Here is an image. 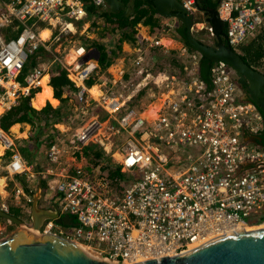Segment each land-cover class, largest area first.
I'll use <instances>...</instances> for the list:
<instances>
[{
	"label": "built area",
	"instance_id": "2783aa9c",
	"mask_svg": "<svg viewBox=\"0 0 264 264\" xmlns=\"http://www.w3.org/2000/svg\"><path fill=\"white\" fill-rule=\"evenodd\" d=\"M91 1L105 5L104 0ZM179 1L194 14L193 25L205 27L214 38L210 24L196 20L197 11L204 13L198 0ZM216 3L226 42L234 50L264 29V0ZM79 21L87 22L83 0H0V114L36 89L34 97L43 76L49 77L50 65L58 62L75 86L76 110L84 119L71 133L59 129L60 136L44 151L47 165L42 168L28 162L0 128V169L6 170L0 175V210L10 209L8 180L15 183L14 204L25 209L31 200L16 176L43 178L59 214L73 217L76 224L64 229L46 219L35 233L72 239L122 264L159 261L240 226L264 225V217L258 223L248 221L264 212V149L257 139L264 118L238 89L231 67L213 62L207 83L200 76L198 56L191 54L180 77L169 70L153 72L138 39L128 55L134 68L130 86L134 92L147 86L159 89L139 111L125 106L132 94L122 97L112 88L103 90L100 83L95 84L99 96L92 93L94 85L87 81L98 67L94 47L72 43L61 55L64 37ZM44 28L50 32L46 37L41 36ZM142 37L147 47L160 44V39L149 40L150 32ZM48 55L51 62L45 64ZM25 66L29 70L23 74ZM116 72L113 83L122 81L123 68ZM92 101L106 112L105 118L88 115ZM89 144L110 155L122 179H109L113 168L84 166L75 152L82 155ZM7 150L11 153L5 158ZM23 222L31 229V223ZM6 229L0 224V238Z\"/></svg>",
	"mask_w": 264,
	"mask_h": 264
},
{
	"label": "trees",
	"instance_id": "16d2710c",
	"mask_svg": "<svg viewBox=\"0 0 264 264\" xmlns=\"http://www.w3.org/2000/svg\"><path fill=\"white\" fill-rule=\"evenodd\" d=\"M83 1L86 11V20L89 21L87 30L88 32L97 33L99 35L96 39L88 40V38H86L88 41L86 45L94 47L98 52V67L87 81L88 85H94L92 89H97L95 84L105 81L108 85L107 88H112L116 93L122 95V97L132 94L129 100L125 102V106L135 107L139 111L156 98L159 89L155 86L151 88L147 86L136 92L133 91V88L130 86V80L134 76V68L130 66L129 61H127L128 66L123 73L121 82L113 83L112 77L108 73V68L114 64L118 57L124 54L122 50L123 43L126 42L134 45L138 39L141 40L139 47L144 51V61L152 63L151 71L169 70L173 75L180 77L190 55L196 54L198 56L200 76L204 81L210 83L212 62L201 56L187 42L185 27L180 20H178L179 24L171 29L168 24L163 22L166 20V17L158 14L151 6L150 1L134 0V13L128 17H122L121 12L108 14L106 8L96 6L91 0ZM124 2L127 4L129 0H124ZM197 6L201 11H206L209 9H216L217 3L216 0H198ZM82 23L83 21H79L78 28H81ZM15 24V21H13L12 26ZM138 24L149 27L150 41L158 40L163 36H171L173 39L181 42L182 48L179 50L165 49V47L160 44H152L147 47L148 41H145L138 31ZM5 31L7 37L12 35V33H10L11 29L6 28ZM84 38L85 37H82V39ZM199 40L207 43V41L201 38H199ZM213 40L215 41V38H213ZM237 49L238 51H236L249 66L264 73V29L255 34L252 40L245 44H241ZM28 70L29 66H25L23 74L28 72ZM48 74L49 78L47 75V79L44 81V87L48 91L49 96L44 97V102L49 100L53 103V99H55L62 103L61 106L58 101L59 107L57 106V108L51 106L49 102L40 109L34 108L30 102L34 92L37 91L34 89L29 96L22 98L17 106L0 114V128L5 132H8L16 123H25L30 126V133L26 140H23L25 144L18 146V149L22 156L28 162L32 163L36 162V160L33 159L34 157H32L33 153H35L34 151H37L40 147L46 149L58 136H60L61 133L59 128L56 127L57 124L66 125L70 129L67 133H71L84 122L81 115L79 119H74V116L78 113L76 110L78 106L75 98V86L67 77L66 70L58 62H53L49 67ZM48 80L50 86L47 85ZM51 93L53 99L51 98ZM87 113L89 115L96 114L100 119L106 117V112L94 101L87 107ZM258 143L264 149V129L258 136ZM10 153L11 150H7L5 158H7ZM75 155L79 159L81 156L83 157L84 166L88 170L94 168L105 171L108 168H113L108 176L112 182H117L119 179H122L124 175L120 172V167L115 164L110 155L106 153L103 148L94 144L85 146L82 150V155L78 152H75ZM5 173L6 170L0 169V175H4ZM16 181L26 188L27 184L23 176H16ZM10 184H13L12 180ZM15 208L16 207L11 204L9 212L15 216H19L21 209ZM263 217L264 212L258 216L248 218V221L251 223H258Z\"/></svg>",
	"mask_w": 264,
	"mask_h": 264
},
{
	"label": "water",
	"instance_id": "95a60500",
	"mask_svg": "<svg viewBox=\"0 0 264 264\" xmlns=\"http://www.w3.org/2000/svg\"><path fill=\"white\" fill-rule=\"evenodd\" d=\"M144 1H150L161 16L180 20L185 27L187 42L201 56L212 63H227L235 73L238 85L246 91V100L252 101L264 114V73L249 66L227 44L224 22L218 17L216 9L203 11L215 37L210 44L193 34L194 14L188 12L179 0ZM104 3L108 14L121 12L122 17H128L134 13V0H129L127 4L124 0H104ZM34 209L36 213L31 229L24 227L21 218L0 210V218L16 224L11 233L0 238V264H122L104 258L72 239L54 233L36 234L33 230H40L46 219L67 226L76 222L73 217L60 215L58 211H45V216L41 217L37 215L36 206ZM130 264H264V227L219 234L159 261L143 259Z\"/></svg>",
	"mask_w": 264,
	"mask_h": 264
},
{
	"label": "rangeland",
	"instance_id": "374dc122",
	"mask_svg": "<svg viewBox=\"0 0 264 264\" xmlns=\"http://www.w3.org/2000/svg\"><path fill=\"white\" fill-rule=\"evenodd\" d=\"M102 7H104L105 8V5H103ZM195 15H196V20H199V19H201V20H203V22H206L205 21V17H206V15L204 14V13H199V11H197L196 13H195ZM163 22H165V24H168L170 27H171V29H173L175 26H177L178 24H179V21H178V19H175V18H170V17H166V20H164ZM206 24V23H205ZM88 26H89V21H87V22H83L82 23V26H81V28H76V30L74 31V32H71L70 34H68V35H66L65 37H64V40H63V42H62V50H61V55H63L64 54V52H65V50H66V48L67 47H69L70 46V44H72V43H81L82 41V43L84 44H88V41L86 40V38H88V40L89 39H96V38H98V34L97 33H92V32H88V30H87V28H88ZM201 26L200 25H193V34L195 35V36H197L198 38H201V39H203V40H205V41H207V43H213L214 42V40H213V38L207 33V31H206V29H205V27H203V28H200ZM137 29H138V31L141 33V34H144L145 36H147V34L149 35V27L148 26H144V25H142V24H138L137 25ZM82 37H85L84 39H82ZM163 37H166V38H168L169 40L168 41H170L168 44H166V43H164L163 41H161V38H163ZM163 37H161L160 38V44L162 45V46H164L165 47V49H174V50H179L181 47H182V44H181V42H179V41H177L176 39H173L171 36H163ZM215 38V37H214ZM250 40H252V38H250L247 42H249ZM162 42V43H161ZM246 42V43H247ZM124 43H126V42H124ZM123 43V44H124ZM69 46H68V45ZM129 44V43H128ZM243 44H245V43H243ZM131 46H132V44H130ZM92 47V46H91ZM133 47H136L135 46V44L133 45ZM122 50H123V45H122ZM126 50V49H125ZM235 50H237L238 51V49L237 48H235ZM126 53H124L123 54V57H124V55H125ZM32 56V55H31ZM121 57V56H120ZM120 57H118V58H120ZM127 61H128V56H127V58H124V60H123V62H124V66L122 67L123 68V71L125 72V70L127 69ZM43 62L45 63V64H50V62H51V55H48L47 56V58H45L44 60H43ZM115 63H119L118 62V60L116 59L115 60V62H114V64ZM113 64V65H114ZM119 65V64H118ZM117 69V68H116ZM116 69L115 68H113L112 66H110L109 68H108V73L111 75V77H112V81H113V78L114 79H117L118 78V75H117V72H116ZM47 85H49L50 86V84H49V82L47 83ZM100 85L102 86V89L103 90H107V84H106V82L105 81H102L101 83H100ZM51 98H52V93H51ZM54 100V102H53V104H51V101H49V100H47V102H49L50 103V105L51 106H53V107H56L57 108V106L59 107V102L57 101V100H55V99H53ZM62 105V103L60 102V106ZM44 106V105H43ZM42 108V107H41ZM80 115L81 116H83L82 114H80V113H76V115L74 116V119H79V117H80ZM89 115V114H88ZM69 126V125H68ZM56 127H58L59 128V126H58V124L56 125ZM60 129V128H59ZM18 132L17 133H15V132H12V130H10L9 129V131H8V133H9V135H11L12 136V139L14 140V143H15V145L18 147V146H21V145H24L25 144V142L23 141L24 139L26 140V137H27V135H29V126L27 127V126H25V125H21V126H18V130H17ZM70 131V129L68 128H66V132H69ZM25 133L27 134V135H25ZM23 134H24V136H23ZM44 151H45V149H43V148H39V149H37V151H34L35 153H33V155H32V157H34L33 159H35L36 160V163L38 164V166H40L41 164H43L44 163ZM179 152H181V153H184V150L183 149H180L179 150ZM1 164H2V162H1ZM84 164V163H83ZM10 182H11V180H8V190H9V195H8V198H7V201H8V203L11 205L12 204V206H14V207H16V208H20L22 211H26L27 212V214L26 213H24V212H22L21 211V213H20V215L19 216H17V217H19V218H21L23 221H25L27 224L28 223H31L30 222V204H31V202L29 203V204H26L25 205V209H23L22 207H20L19 205H15L14 204V202H13V199H12V194H11V191L13 190V188H14V186H15V183L13 182V184H10ZM15 208V209H16ZM0 224H2V225H4L6 228H7V232H8V230H12L14 227H15V225L16 224H14L13 222H11V221H9V220H7V219H4V218H0ZM29 225V224H28ZM61 227H63V228H65L66 226H64V225H60ZM7 232H5V234L7 233ZM4 234V235H5ZM4 235H2V236H4ZM90 249V248H89ZM90 250H92V251H94L93 249H90ZM96 252V251H95ZM97 253V252H96Z\"/></svg>",
	"mask_w": 264,
	"mask_h": 264
},
{
	"label": "crops",
	"instance_id": "0c3cea01",
	"mask_svg": "<svg viewBox=\"0 0 264 264\" xmlns=\"http://www.w3.org/2000/svg\"><path fill=\"white\" fill-rule=\"evenodd\" d=\"M141 35L145 36L144 34H141ZM148 36L149 35L147 34V36H145V37L147 38ZM168 40L169 39L166 38V37L161 38V41H163L166 44H168L170 42ZM132 51H133V45L131 46L128 43H124L123 44V52L126 53V54L124 55V57L122 55L120 58H117V60H118L119 63H115L114 65L112 64L113 66L112 65L111 66L113 68H115V69L116 68L118 69L120 67H123L124 66V62H123L124 58H127V56L130 55ZM41 91H46V94L42 96V106L41 107H44L45 106V104L47 103V101L44 102V97H48L49 96V93L46 90V88L44 87V84L41 86L40 91L37 92L35 94V96L33 97V99L31 100V105H32L33 101L35 100L36 95L39 94ZM91 91H92V93L96 97L99 96V92L97 91V89L94 88V89H91ZM51 104H53V103H51ZM21 125H25L27 127L29 126L28 124H25V123H16L14 126H12L10 128V130H12V132L17 133L18 132L17 131L18 130V126H21ZM58 126H59V128H60V130L62 132H65V130L67 128L66 125H64V124H58ZM29 129H30V126H29ZM25 135H27V134L25 133ZM23 136H24V134H23ZM27 137H28V135H27ZM0 153H1V150H0ZM34 164L38 166V164L36 162H34ZM46 165H47V160H46V158L44 156V163L41 164L39 168L45 167ZM25 181H26V184H27L26 185V188H24L18 181H17V183L20 185V187L21 186L23 187V188L21 187L22 189H25L26 192L25 191L24 192L29 195L30 200H31L30 201L31 202V204H30V221H31V226H32V221H33L34 216H35V213H36L35 212V209H34V206H36V208H37V215L38 216H41V217H44L45 216L44 215L45 211H49L50 210V211H58L59 212L56 201L53 200V199L52 200L49 199V196H48V193H47L48 192L47 191V185H46V182H45V180L43 178H39V179L33 180V181H27V180H25ZM60 215H63V214L60 213ZM64 226H67V225H64ZM15 228H16V225H15V227L12 230H14ZM64 229H68V227L67 228H64ZM12 230H8V232H7V229H6L5 232H7V233L5 234V232H4V234H5L4 237L6 235H8L9 233H11Z\"/></svg>",
	"mask_w": 264,
	"mask_h": 264
},
{
	"label": "bare ground",
	"instance_id": "6f19581e",
	"mask_svg": "<svg viewBox=\"0 0 264 264\" xmlns=\"http://www.w3.org/2000/svg\"><path fill=\"white\" fill-rule=\"evenodd\" d=\"M188 12H190V11H188ZM46 30V31H45ZM49 30L48 29H46V28H44V29H42L41 30V36H43V37H46V36H48L49 35ZM47 79V74L46 75H44L43 76V78L41 79V81H40V84H41V86L44 84V81ZM46 94V91H41L39 94H37L36 95V98H35V100L33 101V103H32V105L35 107V108H37V109H39L41 106H42V96L43 95H45ZM3 111V109H2V107L0 106V113ZM0 150H2V148H1V146H0ZM1 154V153H0ZM264 227V225H261V226H257V227H249V226H245V227H242V226H240V227H238L237 229H235V230H233V231H229V232H237V231H241V230H252V229H257V228H263ZM34 232H36V230H33ZM82 247H84V248H87L86 246H84V245H81ZM195 245H190V247L189 248H193ZM87 249H89V248H87ZM90 250V249H89ZM92 251V250H91ZM93 252H95V251H93ZM96 253V252H95ZM98 254V253H97ZM99 255V254H98ZM101 256V255H100ZM103 257V256H102ZM105 258V257H104ZM106 259H108V258H106ZM110 260V259H109Z\"/></svg>",
	"mask_w": 264,
	"mask_h": 264
},
{
	"label": "flooded vegetation",
	"instance_id": "af4514ba",
	"mask_svg": "<svg viewBox=\"0 0 264 264\" xmlns=\"http://www.w3.org/2000/svg\"><path fill=\"white\" fill-rule=\"evenodd\" d=\"M238 89H240V90H242V93H243V95H244V97H246L247 96V93H246V91L242 88V87H239ZM258 139V138H257Z\"/></svg>",
	"mask_w": 264,
	"mask_h": 264
}]
</instances>
